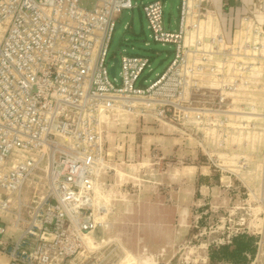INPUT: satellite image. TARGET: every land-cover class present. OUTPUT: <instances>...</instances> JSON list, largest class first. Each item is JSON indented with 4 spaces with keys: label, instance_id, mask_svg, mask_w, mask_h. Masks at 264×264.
I'll use <instances>...</instances> for the list:
<instances>
[{
    "label": "built area",
    "instance_id": "obj_1",
    "mask_svg": "<svg viewBox=\"0 0 264 264\" xmlns=\"http://www.w3.org/2000/svg\"><path fill=\"white\" fill-rule=\"evenodd\" d=\"M165 1L0 0V253L8 264H151L98 233L114 229L117 203L143 183L162 186L154 170L163 158L154 152L152 168L120 172L110 141L121 149L119 128L134 118L220 115L261 90L264 0H180L174 29ZM237 1L242 12L227 29L221 13ZM140 6L150 37L173 46L166 68L143 84L149 56L123 53L114 76L109 62L123 13ZM208 97L216 102L199 106ZM244 222L236 234L256 237L247 264H264V222ZM209 261L206 252L192 264Z\"/></svg>",
    "mask_w": 264,
    "mask_h": 264
},
{
    "label": "rangeland",
    "instance_id": "obj_2",
    "mask_svg": "<svg viewBox=\"0 0 264 264\" xmlns=\"http://www.w3.org/2000/svg\"><path fill=\"white\" fill-rule=\"evenodd\" d=\"M136 1L141 5L147 0ZM217 1L216 5L220 6L222 0ZM249 1L244 0L246 4ZM179 3L180 0L165 1V20L167 25L171 23V29L176 27ZM236 6L237 10L221 13L224 23L236 21L242 12L238 1ZM219 11H222L221 7ZM123 53L149 56L151 68L145 74L154 69L150 76L152 80L168 65L173 46H163L150 37L140 6L129 10L127 18L115 29L109 62L113 64L114 58H120ZM119 70L117 65V72ZM261 86L259 92L250 89L242 101L233 102L231 112L220 115L199 112L181 116L171 124L134 118L119 128L120 133H127L118 134V141L123 145L121 149H114L110 141L108 149L113 152V159L121 163L118 167L124 172L129 171L127 163L142 162L148 157L153 162L151 155L154 152L163 158L154 170L159 168V177L165 173L160 188L166 194V204L181 206L184 216L181 241L184 248L171 264H192L197 255L204 256L206 252L210 259L213 248L228 245L240 235L253 236L256 241L251 233L236 234L235 231L242 227L239 225L242 218L246 227L256 219L264 222V83ZM203 102L210 106L216 101L208 97L201 100L199 106ZM148 139H151L150 146ZM147 146L150 149H146ZM153 166L151 164L150 168ZM148 186L156 187L152 183H143L141 190ZM233 231L231 242H214ZM206 244H210L209 249L202 246L196 252V246Z\"/></svg>",
    "mask_w": 264,
    "mask_h": 264
},
{
    "label": "crops",
    "instance_id": "obj_3",
    "mask_svg": "<svg viewBox=\"0 0 264 264\" xmlns=\"http://www.w3.org/2000/svg\"><path fill=\"white\" fill-rule=\"evenodd\" d=\"M147 142L150 146L151 139ZM149 146L146 149H150ZM149 160L150 157L142 162L127 163L128 169L151 164ZM119 164L116 167L124 172L119 169ZM164 174L159 177L162 181ZM165 195L161 188L148 186L127 202L117 203L112 217L114 229L110 232L102 230L98 234L118 238L131 253L151 263L173 261L182 247L184 216L181 206L166 204ZM175 196L177 199V194ZM0 264H8L5 254L0 253Z\"/></svg>",
    "mask_w": 264,
    "mask_h": 264
},
{
    "label": "trees",
    "instance_id": "obj_4",
    "mask_svg": "<svg viewBox=\"0 0 264 264\" xmlns=\"http://www.w3.org/2000/svg\"><path fill=\"white\" fill-rule=\"evenodd\" d=\"M234 22H225V28H231ZM255 252L253 236L240 235L233 242L213 248L210 251V264H246Z\"/></svg>",
    "mask_w": 264,
    "mask_h": 264
},
{
    "label": "water",
    "instance_id": "obj_5",
    "mask_svg": "<svg viewBox=\"0 0 264 264\" xmlns=\"http://www.w3.org/2000/svg\"><path fill=\"white\" fill-rule=\"evenodd\" d=\"M170 1H173V0H170ZM126 17H127V13L124 12L123 13V16H122V19H121V22H123L126 19ZM120 24L121 23H118L117 28L120 27ZM117 62H118V58L115 57L114 58V63H113V65L111 67V70H110L112 76H114L115 73H116V65H117ZM151 74H152V71H150L148 74L144 75L142 77V79L140 80V84H143L144 80H146L147 78H149L151 76ZM151 264H157V263H151Z\"/></svg>",
    "mask_w": 264,
    "mask_h": 264
}]
</instances>
